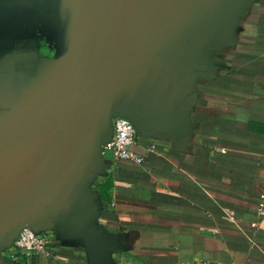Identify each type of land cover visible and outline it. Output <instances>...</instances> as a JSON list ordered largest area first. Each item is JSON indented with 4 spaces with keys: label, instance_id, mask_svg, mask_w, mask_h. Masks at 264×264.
I'll use <instances>...</instances> for the list:
<instances>
[{
    "label": "crops",
    "instance_id": "obj_1",
    "mask_svg": "<svg viewBox=\"0 0 264 264\" xmlns=\"http://www.w3.org/2000/svg\"><path fill=\"white\" fill-rule=\"evenodd\" d=\"M213 9L174 45L171 63L155 61L139 72L153 96L154 124L133 148L143 163L102 153L101 168L89 173L106 252L92 256L83 240L61 239L45 216L40 234L50 255H26L13 241L0 247L3 261L264 264V219L257 215L264 196V0ZM44 23L41 14L11 40L0 36V121L55 55L41 34Z\"/></svg>",
    "mask_w": 264,
    "mask_h": 264
},
{
    "label": "water",
    "instance_id": "obj_2",
    "mask_svg": "<svg viewBox=\"0 0 264 264\" xmlns=\"http://www.w3.org/2000/svg\"><path fill=\"white\" fill-rule=\"evenodd\" d=\"M229 1L0 0L2 38L42 14L41 34L55 50L0 121V247L24 229L40 234L49 216L61 239L83 240L92 256L106 252L89 173L102 166L113 119L127 118L138 134L154 124L151 88L139 72L171 63L174 45Z\"/></svg>",
    "mask_w": 264,
    "mask_h": 264
},
{
    "label": "built area",
    "instance_id": "obj_3",
    "mask_svg": "<svg viewBox=\"0 0 264 264\" xmlns=\"http://www.w3.org/2000/svg\"><path fill=\"white\" fill-rule=\"evenodd\" d=\"M114 133L111 140L103 147L104 153H112L118 162L141 165L143 157L134 151V146L138 140V133L133 124L125 117H116L113 120ZM223 153H226L223 151ZM257 215L264 219V196L257 206ZM254 228L258 224L253 225ZM15 246L26 255L33 252L50 255L48 248V238L44 234H36L30 229H24L15 240Z\"/></svg>",
    "mask_w": 264,
    "mask_h": 264
}]
</instances>
